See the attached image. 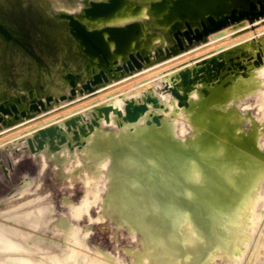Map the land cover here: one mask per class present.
Wrapping results in <instances>:
<instances>
[{"label":"bare ground","instance_id":"obj_1","mask_svg":"<svg viewBox=\"0 0 264 264\" xmlns=\"http://www.w3.org/2000/svg\"><path fill=\"white\" fill-rule=\"evenodd\" d=\"M263 19L0 0V264H264Z\"/></svg>","mask_w":264,"mask_h":264},{"label":"rangeland","instance_id":"obj_2","mask_svg":"<svg viewBox=\"0 0 264 264\" xmlns=\"http://www.w3.org/2000/svg\"><path fill=\"white\" fill-rule=\"evenodd\" d=\"M258 25H264V19L263 20H260L258 24L256 22H254L253 25H252V27L254 26L256 28V27H258ZM252 27L249 26L247 28L250 29ZM235 29H237V28H235ZM232 31H234V30H232ZM241 31H243V30H237V31L235 30L234 33L236 34V33H239ZM146 74H143L141 76H137V78L135 79V81L141 82V81H144L145 79H150V78L156 80V79H158L160 77V75H159L160 73H158L157 70H154V71L151 72V74H150L151 76H149L148 78H144V79L143 78H140V77H145ZM115 86H116V84L113 85L112 87H115ZM95 93H96V91L84 95L85 93L83 91L82 92L81 91H78V93H77L76 96H73L72 98L71 97H66L65 98V100H66L65 101L66 102L65 105H61L62 104L61 102H57L56 105H51L49 107H46L43 111H47L48 110L47 115L48 114H51L54 111H59V110H62L64 108H67V107L73 105L74 103H78V102L84 101L85 99H87L88 97L94 95ZM3 133H0V137H1V135H3ZM13 191H15V190H13Z\"/></svg>","mask_w":264,"mask_h":264}]
</instances>
